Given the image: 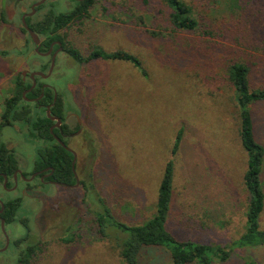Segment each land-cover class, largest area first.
Wrapping results in <instances>:
<instances>
[{"label": "rangeland", "instance_id": "obj_1", "mask_svg": "<svg viewBox=\"0 0 264 264\" xmlns=\"http://www.w3.org/2000/svg\"><path fill=\"white\" fill-rule=\"evenodd\" d=\"M36 1L0 0V52L7 53L0 55V115L16 77L48 62L21 31L22 15ZM150 1L148 10L138 0H95L87 19L62 31L83 57L94 49L106 55L125 52L141 65L103 59L79 65L59 55L48 82L66 113L85 114L74 144L83 186L77 192L54 190L51 200L38 196L39 205L25 204L39 214L33 236L40 244L29 264H124L112 240L97 234V200L117 221L143 223L154 213L170 160L174 183L167 227L177 239L227 246L244 230L246 155L226 68L243 63L250 87L264 86V0H183L198 23L190 33L173 29L162 0ZM73 7L70 0H48L32 18ZM251 112L264 146V104L251 106ZM179 130L182 138L172 156ZM24 133L19 125L0 133L20 163L38 146ZM261 180L264 187V170ZM68 216L77 218L73 238L61 234L60 221ZM259 222L264 230V211ZM148 251L142 264H172L164 249ZM243 256L264 264V246L233 250L227 262L215 264H245Z\"/></svg>", "mask_w": 264, "mask_h": 264}, {"label": "trees", "instance_id": "obj_2", "mask_svg": "<svg viewBox=\"0 0 264 264\" xmlns=\"http://www.w3.org/2000/svg\"><path fill=\"white\" fill-rule=\"evenodd\" d=\"M74 3V7L68 12H55L50 9L42 18H26L25 22L40 38L44 39V45L39 51L45 52L49 43L60 41L64 51L71 59L79 64H88L96 59L127 61L139 67V60L125 52L103 54L94 49L90 55L83 57L62 33L69 25L79 23L88 18L95 0H83ZM142 5L150 9V0H138ZM165 7L170 11L168 21L175 31L195 32L198 29L197 21L192 17V10L183 0H162ZM43 6L36 8V13L41 12ZM3 18V13L1 15ZM27 40L31 42L27 32L21 29ZM1 56L7 55L0 52ZM46 67L41 68L45 72ZM144 73V71H142ZM249 70L240 62H230L226 68V77L234 90V103L237 111L239 129L238 138L242 150L246 155V165L242 176V184L247 198L244 230L240 236L232 241L231 245L217 246L200 244L191 240H179L168 229L167 222L171 211L174 183V163L168 161L162 171L159 182L154 213L141 224L128 225L117 221L111 211L101 199L99 209L94 212L97 234L103 238H109L118 250L119 257L124 264H142V257L149 254L148 249H164L168 252L172 264H215L225 263L229 260L232 251H244L264 246V230L260 228L259 219L264 211V187L261 180L264 170V146L257 140L255 125L252 117L251 106L264 104V86L252 89L248 79ZM30 88V82L24 83L21 76L16 77L13 94L4 100L3 110L0 115V133L3 128H14L16 125L25 129L24 136L27 140L38 146L35 149L37 154L36 163L38 168L49 166L54 170V176L58 181L68 183L72 180L70 161L59 155H66L67 152L57 144L49 132L50 119L45 115L44 110H38L36 106L24 101L22 93ZM44 103H50L51 92L45 91ZM47 94L50 97L47 101ZM33 93H28L25 98H32ZM46 100V101H45ZM62 104L58 102L52 109V115L62 116ZM182 130H179L171 155L174 156L180 145ZM9 163L14 167V152L8 150L0 139V172L8 173L2 169L8 168ZM7 164V165H6ZM2 180V178H0ZM12 214L18 210L17 205L8 203L5 213L2 216ZM66 242L67 239H62ZM33 251L26 252L21 258V264H28ZM245 264H256L250 257H244Z\"/></svg>", "mask_w": 264, "mask_h": 264}, {"label": "flooded vegetation", "instance_id": "obj_3", "mask_svg": "<svg viewBox=\"0 0 264 264\" xmlns=\"http://www.w3.org/2000/svg\"><path fill=\"white\" fill-rule=\"evenodd\" d=\"M82 1L83 0H76V2ZM45 3L42 6H44ZM39 40L40 48L43 46L45 49L46 45H44V39L39 37ZM59 44L62 50L56 56L55 65L50 77L55 74L59 55H69L64 51V47L60 41L56 40L49 43V47L45 52H41L46 53L50 50V48H52V52L48 57H42L43 59L46 58L48 60L47 64H45L46 70L45 72H42L47 74L50 68L52 54L59 49ZM30 73L31 72H27L24 78L22 77V73L20 76L22 77L24 83L30 82L31 88L32 81L29 78ZM50 77L44 80L39 77H35L34 88L25 94L26 96L28 93H33L34 96L32 98H26L27 101H24L28 104L36 106L38 110H44L45 115L47 108H49L50 116L60 120V123H57L56 120H50L51 125L49 127V132L53 140L67 152L66 155L61 154L59 156L70 161L72 180H69L68 183L58 181L54 176V170L51 167L44 166L42 168H38L36 163V153L27 154L28 157L23 158V163H20L14 155V167L7 163L9 167L2 170L7 172L8 176L7 174L0 172V178H2V180L0 179V256L4 257V260L0 262V264H21L20 260L22 257L26 256V252L28 253L29 251H33V253L30 255L31 260L37 253L36 249L37 246L39 247L40 243L37 245L35 235L33 236V229L36 224L35 220H38L39 214L35 213L34 210H31L30 207L26 208L25 204L33 202L34 204L39 205L41 200L38 198V196H43L46 198V200H51L52 195L49 193L53 192L54 190L58 191L59 189H64L68 192H77L83 186V184L80 183L77 174L78 155L76 153L74 144L75 139L83 133L82 125L83 120L85 119V114L76 116L74 113H66L62 105V111H60L62 116L59 117L57 115H52L51 109L58 102L60 103L61 98L57 94L56 89L48 82ZM29 89L24 90L23 93ZM46 90L50 91L52 96L50 103L47 104L43 101L45 99ZM55 94L56 97L54 100ZM47 97V101H49L50 97L48 94ZM56 139H59L60 142H58ZM8 203L10 205H17L18 210L15 212V214H12L8 210L10 212L9 215L4 217L2 215L5 213ZM2 222L3 230L1 225ZM60 222V226L63 228L61 232L62 236L70 235V237L73 238L78 229L77 218L68 216L67 219L61 220ZM36 227H38L37 224Z\"/></svg>", "mask_w": 264, "mask_h": 264}, {"label": "water", "instance_id": "obj_4", "mask_svg": "<svg viewBox=\"0 0 264 264\" xmlns=\"http://www.w3.org/2000/svg\"><path fill=\"white\" fill-rule=\"evenodd\" d=\"M46 1H48V0H39V1L35 2L34 4L31 5V7H30V12H29V13H25V14L22 15V17H21L22 27H23V29L27 32V34H28V36H29V38H30L32 44L35 46V50H34V52H35L38 56H41V57H48V56L51 54V52H52V48H50V50H49L48 52H46V53H41V52L39 51V48H40V40H39V37H38V35L35 34L31 29H29V27L27 26V24H26V22H25V19H26V18H30V17H32V16L35 14V9L38 8V7H40V6H42ZM59 46H60V44H59ZM61 50H62V48H61V46H60L59 49L56 50V51L52 54L51 63H50V68H49L47 74H44V73H42V72H40V71H34V72H31V73L29 74V78H30V80L32 81V86H31V88H30L29 90H27V91H25V92L23 93V97H24V100H25V101H27L26 98H25V94H26L27 92H29V91H30L32 88H34V86H35V77H39V78H41V79L44 80V79H48V78L51 76L52 71H53V68H54V65H55V59H56V56H57L58 53L61 52ZM26 74H27V72H22V77L24 78ZM55 97H56V94L54 95V100H55ZM46 115H47V117H48L50 120H56L57 123H60V120H59V119L52 118V117L50 116L49 108H47ZM56 140H57L58 142H60L59 139H56ZM1 225H2V230H3V222H2Z\"/></svg>", "mask_w": 264, "mask_h": 264}]
</instances>
